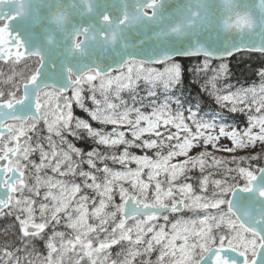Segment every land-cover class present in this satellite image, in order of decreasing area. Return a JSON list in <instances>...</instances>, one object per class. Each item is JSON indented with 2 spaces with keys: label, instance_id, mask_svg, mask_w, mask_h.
I'll use <instances>...</instances> for the list:
<instances>
[{
  "label": "snow or ice",
  "instance_id": "1",
  "mask_svg": "<svg viewBox=\"0 0 264 264\" xmlns=\"http://www.w3.org/2000/svg\"><path fill=\"white\" fill-rule=\"evenodd\" d=\"M0 193V264H264V0H0Z\"/></svg>",
  "mask_w": 264,
  "mask_h": 264
},
{
  "label": "trees",
  "instance_id": "2",
  "mask_svg": "<svg viewBox=\"0 0 264 264\" xmlns=\"http://www.w3.org/2000/svg\"><path fill=\"white\" fill-rule=\"evenodd\" d=\"M232 83L235 84L236 82L233 80ZM241 83H243V81H241ZM237 87H239V85H237ZM76 114L81 116V118H86L85 114L80 112L79 109H76Z\"/></svg>",
  "mask_w": 264,
  "mask_h": 264
},
{
  "label": "rangeland",
  "instance_id": "3",
  "mask_svg": "<svg viewBox=\"0 0 264 264\" xmlns=\"http://www.w3.org/2000/svg\"><path fill=\"white\" fill-rule=\"evenodd\" d=\"M221 143L228 144V141L227 140H222ZM238 154H242V153H238ZM240 183L243 184V181H240Z\"/></svg>",
  "mask_w": 264,
  "mask_h": 264
},
{
  "label": "water",
  "instance_id": "4",
  "mask_svg": "<svg viewBox=\"0 0 264 264\" xmlns=\"http://www.w3.org/2000/svg\"><path fill=\"white\" fill-rule=\"evenodd\" d=\"M0 195H2V193H0Z\"/></svg>",
  "mask_w": 264,
  "mask_h": 264
}]
</instances>
